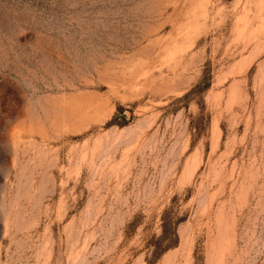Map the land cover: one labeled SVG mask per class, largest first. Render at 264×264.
I'll list each match as a JSON object with an SVG mask.
<instances>
[{"label": "rangeland", "instance_id": "rangeland-1", "mask_svg": "<svg viewBox=\"0 0 264 264\" xmlns=\"http://www.w3.org/2000/svg\"><path fill=\"white\" fill-rule=\"evenodd\" d=\"M0 264H264V0H0Z\"/></svg>", "mask_w": 264, "mask_h": 264}, {"label": "trees", "instance_id": "trees-1", "mask_svg": "<svg viewBox=\"0 0 264 264\" xmlns=\"http://www.w3.org/2000/svg\"><path fill=\"white\" fill-rule=\"evenodd\" d=\"M166 237H167L166 227H165V224H163V234H162V236L160 238V242L163 241V240L167 241V245L164 248V252L167 249L175 246V242H173L175 239L174 238H173L174 240L173 239H166Z\"/></svg>", "mask_w": 264, "mask_h": 264}, {"label": "bare ground", "instance_id": "bare-ground-1", "mask_svg": "<svg viewBox=\"0 0 264 264\" xmlns=\"http://www.w3.org/2000/svg\"><path fill=\"white\" fill-rule=\"evenodd\" d=\"M214 127H215V126H214ZM213 129H214V128H213ZM215 130H216V129H215ZM215 130L212 131V133H214V134H212V135H215V132H216ZM213 139H215V138H213ZM192 158H193V157H192ZM193 160H194V159H193ZM193 160H191V161L193 162ZM188 164H189V163H188ZM193 164H194V163H193ZM187 166H188V165L186 164V170H187ZM188 168H190V164H189ZM186 170H185V171H186ZM188 170H189V169H188ZM188 170L186 171L187 173H188ZM189 171H190V170H189ZM187 173H186V174H187ZM186 174H185V172H184V176H185ZM186 176H187V175H186ZM186 176H185V177H186ZM185 177H184V178H185ZM185 179H186V178H185ZM183 181H184V180H183Z\"/></svg>", "mask_w": 264, "mask_h": 264}]
</instances>
